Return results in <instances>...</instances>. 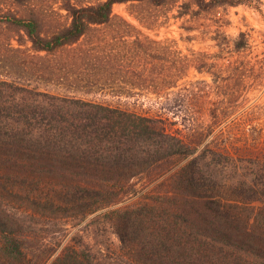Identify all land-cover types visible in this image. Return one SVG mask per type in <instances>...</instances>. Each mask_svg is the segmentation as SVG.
Here are the masks:
<instances>
[{"label":"trees","instance_id":"16d2710c","mask_svg":"<svg viewBox=\"0 0 264 264\" xmlns=\"http://www.w3.org/2000/svg\"><path fill=\"white\" fill-rule=\"evenodd\" d=\"M52 1L65 11L64 24L48 18L51 0H0V264H264V163L255 150V173L237 171L230 181L231 161L245 150L235 141H188L160 114L30 85L67 88L85 74L104 75L98 67L104 57L87 44L113 23L117 4L182 2L176 17L192 22L194 14L242 2ZM119 19L134 31L124 36L134 39L126 55L109 60L121 62L116 72L134 88L145 81L174 87L170 73L178 63L183 78L186 58L173 60L167 44L142 40L140 30ZM215 39L220 56L249 48L245 32L234 43L224 33ZM126 61L134 66L124 73ZM195 66L215 75L209 63ZM223 107H215V118ZM92 216L97 229L108 226L120 240L112 256L82 238L58 237Z\"/></svg>","mask_w":264,"mask_h":264},{"label":"rangeland","instance_id":"374dc122","mask_svg":"<svg viewBox=\"0 0 264 264\" xmlns=\"http://www.w3.org/2000/svg\"><path fill=\"white\" fill-rule=\"evenodd\" d=\"M236 1L242 3L237 6L227 4L216 7L211 12L194 14L190 18L192 22L176 17L182 2L165 8L145 4H117L114 7L116 18L113 23L102 27L100 37L95 36L93 42L87 44L88 48L90 45V48H95L104 57L98 66L103 71L100 74L104 75L94 79L95 77L85 74L78 85L67 88L35 82L30 85L40 91L110 104L142 114H160L166 119L170 131L180 134L188 141L202 144L216 139L235 141L245 150L242 157L236 154L231 161L229 169L233 173H228L230 181L237 180V171L241 175H252L256 168L251 163L250 150H255L264 163V0ZM48 10V18L54 24H64L67 21L65 11L54 1L51 0ZM143 16L147 25L139 19ZM119 17L140 30L142 40L167 44L172 55L176 56L173 60L182 64V59L186 58L189 66L183 78L179 77L181 65L177 63L176 70L172 66L174 71L170 75L173 80H177L174 87H156L150 81H145L134 88L127 83H131L128 79H124L119 71L116 72L113 65H120L121 62L109 60L116 58L118 54L126 55L134 39L124 36L128 31L132 34L134 31L126 28L127 25ZM218 32L229 36L232 43L241 32H245L249 40L248 50L240 55L227 52L222 56L218 55L219 47L215 39ZM195 63H209L217 79L207 72H200ZM122 64L124 73L130 70L128 66L131 69L134 66L128 61ZM237 68L241 69V75L235 74ZM108 74L113 75L106 77ZM238 77L243 78L238 80ZM226 90L227 95L224 94ZM156 92L162 97L158 98ZM129 94H140L141 99L129 98ZM224 100L226 101L223 103ZM217 105L224 107L220 108L218 117L215 118L213 111ZM58 237L70 241L82 238L98 251L101 247L106 256H112L120 247V240L110 227L102 226L97 229L94 216Z\"/></svg>","mask_w":264,"mask_h":264}]
</instances>
